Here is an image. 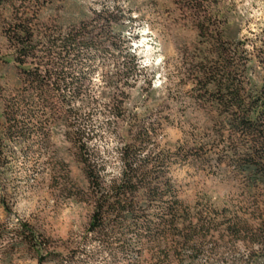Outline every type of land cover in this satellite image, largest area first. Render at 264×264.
<instances>
[{"label":"rangeland","instance_id":"rangeland-1","mask_svg":"<svg viewBox=\"0 0 264 264\" xmlns=\"http://www.w3.org/2000/svg\"><path fill=\"white\" fill-rule=\"evenodd\" d=\"M23 1L41 23L64 31L91 20L93 12L103 7L114 11L118 19L109 36L115 38L118 50L92 59L93 67L87 74L90 88L83 96L85 103H80L81 117L76 124L84 132L83 140L98 152L107 180L120 175L118 150L128 139L124 136L127 128L145 126L154 131L144 154L170 156L168 177L178 199L192 214L211 208L257 221L264 212V199L246 198L231 168L218 165L217 157H207L205 151L197 155L212 123L193 97L191 80L198 31L192 11L183 7L182 1L40 0L35 6V0H0V88L4 89L0 90V124L4 121L3 100L14 95L20 85L4 28L14 17V6ZM206 12L215 13L218 26L244 42L251 57L259 54L264 62V0H214ZM128 52L134 53L140 64L134 77L123 75L131 67ZM255 60L248 77L261 84L264 71ZM118 63L117 71L113 65ZM106 73L112 82L119 83L107 86ZM122 92L127 95L126 113L118 119L106 109ZM67 126L52 124L45 137L34 136L32 152L26 157L11 143L8 150L13 153L5 167L0 160V264H40L28 238L19 235L23 227L40 235L47 249L58 254L64 264H156L158 249L152 250L148 244L122 254L120 241L112 240L110 254L101 250L99 238L89 233L92 203L81 195L88 183L74 156ZM40 144L42 157L34 165L33 153ZM180 148L186 150L187 159L178 155ZM59 162L68 166V183L63 173L52 171ZM147 209L146 214H154L155 205ZM130 238L129 234L123 235L125 241ZM205 250L194 264H240L235 260L258 248L240 241L221 242L219 254L223 260L218 261L209 259L210 245ZM261 255L260 263L264 264V250ZM170 260L167 264H188L187 258L184 263L174 257ZM42 264L58 263L46 260Z\"/></svg>","mask_w":264,"mask_h":264},{"label":"trees","instance_id":"trees-1","mask_svg":"<svg viewBox=\"0 0 264 264\" xmlns=\"http://www.w3.org/2000/svg\"><path fill=\"white\" fill-rule=\"evenodd\" d=\"M35 1L37 6L40 0ZM180 1L192 11L198 31L191 80L193 97L212 123L208 139L198 147L197 155L205 151L207 157H217L218 165L231 168L246 198L264 199V76L261 84L248 77L256 58L264 71L263 59L259 54L251 57L245 43L219 27L215 13L206 12L214 0H177ZM24 4L23 1L14 6V17L4 28L20 85L14 95L3 100L1 165L5 167L12 156L13 152L8 150L11 143L26 157L32 152L34 136L45 137L52 124H67L74 156L88 183L87 191L81 195L92 203L88 231L99 238L101 250L112 254V240L120 241L122 254L133 253L139 245L148 244L150 249H158L156 264H167L171 257L183 263L187 258L188 264H194L207 245H210L209 259L218 261L223 260L219 254L221 242L240 241L258 250L240 256L236 263L261 264L264 212L257 221L211 208L192 214L178 199L168 177L170 156L144 154L152 139V128H127L124 136L128 139L118 150L121 172L110 180L104 175L105 167L98 152L83 140L84 132L76 124L81 117L80 103H85L83 96L90 88L87 74L93 67L91 61L98 54L118 50L115 38H109L113 26L118 24L114 11L103 7L93 12L91 20L64 31L41 23L36 12H28ZM97 30L100 31L94 34ZM127 57L131 67L123 75L134 77L140 64L134 53L128 52ZM113 67L118 71L119 63ZM105 79L107 86L119 83L112 82L108 73ZM126 98L122 92L106 111L118 119L124 118ZM41 148L40 144L33 153L34 165L42 157ZM177 153L187 159L185 149L180 148ZM52 171L63 173L67 183L70 182L65 162H59ZM154 205V214H146V208ZM256 205L260 209L258 201ZM26 229L21 228L19 235L28 238L40 264L46 260L64 264L58 254L47 249L40 235ZM125 234L131 235L130 241L123 240Z\"/></svg>","mask_w":264,"mask_h":264}]
</instances>
